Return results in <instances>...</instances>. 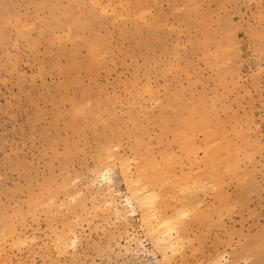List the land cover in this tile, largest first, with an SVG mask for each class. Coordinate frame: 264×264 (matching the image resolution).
Listing matches in <instances>:
<instances>
[{
	"label": "rangeland",
	"instance_id": "obj_1",
	"mask_svg": "<svg viewBox=\"0 0 264 264\" xmlns=\"http://www.w3.org/2000/svg\"><path fill=\"white\" fill-rule=\"evenodd\" d=\"M87 100L91 102L85 104ZM188 110L202 116L207 130L220 136L222 164L208 160L200 150L194 165L193 155L188 156L191 161L186 157L181 161L179 153L184 155L187 149L172 136L173 118L185 119ZM148 136L155 138L151 146ZM193 140L197 151V143L205 147L204 132L195 131ZM113 148L117 156L110 164L115 168L112 182L95 181L90 171L101 167L97 162ZM140 148V154L147 153L145 159L138 155ZM166 155L171 157L168 161L175 155V161L179 158L184 164L164 165ZM122 157L123 161L134 157L135 164H145L146 169L161 160L162 170H169L164 176L170 177L168 183L158 185L165 180L158 174L161 180L154 183L158 186L149 188L155 193L162 189L160 195L164 189L176 195L169 202L164 199L170 195L161 196L162 203L173 208L177 204L175 209L161 204L167 215L186 207L194 209L189 210L191 219L199 216V209L211 214L203 219V212L195 224L189 215L188 220L184 218L189 222L183 221L181 236L188 235L179 241L181 254L171 256V264H183L184 258L186 264H206L215 251L226 252L229 264H264V0H0V264H156L162 256L144 232L139 215H128L123 222L130 227L125 230L112 211L110 219L108 210L104 209V217L100 213L109 192H114L121 210L129 211L124 200L130 179L117 166ZM143 159L147 164L141 163ZM231 160L244 176L245 187L240 195V180L225 176L223 193L234 200L231 216L220 212L215 191L206 190V195L200 189L189 197L174 184L187 187L189 181L192 185L191 179H203L201 173L206 179L203 170L224 171ZM128 163V178H141L142 170L133 161ZM161 168L157 172L165 173ZM147 170V176L155 174L154 169ZM66 177L75 187L63 181ZM62 181L71 187L62 186ZM77 188L84 195L76 199L84 198V202H67V190L71 194ZM63 193L68 207L58 202ZM53 194L59 197L55 204L49 202ZM192 197L198 200V210ZM56 204L64 207L62 214L56 213L59 208L53 209ZM97 204L103 207L100 211ZM76 214L81 216L78 221ZM67 218L72 219L70 225ZM61 229L70 232L68 241L79 237L77 243L68 244L67 249L59 246L57 240L66 239ZM131 236L141 239L143 246L132 243Z\"/></svg>",
	"mask_w": 264,
	"mask_h": 264
},
{
	"label": "bare ground",
	"instance_id": "obj_2",
	"mask_svg": "<svg viewBox=\"0 0 264 264\" xmlns=\"http://www.w3.org/2000/svg\"><path fill=\"white\" fill-rule=\"evenodd\" d=\"M129 3V2H128ZM147 4V3H146ZM198 4H200V3H198ZM97 5H99V4H97ZM118 5V4H117ZM115 6V5H114ZM199 7V6H198ZM153 9V8H152ZM181 9V8H180ZM184 9V8H183ZM115 11L114 10V8H112L111 9V11ZM110 11V10H109ZM117 13H119V12H117ZM125 13V12H124ZM124 14L122 13V16H123ZM127 16V15H126ZM162 16V15H161ZM125 17V16H124ZM146 18H149V17H146ZM159 17H157V19H158ZM160 19V18H159ZM158 19V20H159ZM149 20V19H148ZM224 21V20H223ZM208 23H210V22H208ZM32 24V23H31ZM54 24V23H53ZM187 26H188V24H186ZM43 27V26H42ZM70 29V28H69ZM212 33H214V32H212ZM69 34H67V36H68ZM213 35V34H212ZM232 41V40H231ZM225 42V41H224ZM235 42V41H234ZM236 44V43H235ZM183 45V44H182ZM185 45V44H184ZM225 45V44H224ZM233 45V44H232ZM232 45L230 46V47H232ZM187 46V45H186ZM50 47V46H49ZM233 47H234V45H233ZM234 52V51H233ZM143 53V52H142ZM232 54V53H231ZM204 58H206V57H204ZM207 58H209V56L207 57ZM206 58V59H207ZM222 58V57H221ZM231 58H232V56H231ZM190 62H193L192 60L190 61ZM207 63V62H206ZM176 64V63H175ZM176 65H178V64H176ZM182 66V65H181ZM180 67V66H179ZM171 68V67H170ZM185 68V67H184ZM232 68V67H231ZM205 69V68H204ZM164 74H165V72H163ZM191 75V74H190ZM167 77V76H166ZM234 80V79H233ZM166 82V81H165ZM164 82V83H165ZM168 82V81H167ZM166 82V83H167ZM154 83H156V81L155 82H153V86H154ZM148 84H151L150 82L148 83ZM164 85V84H163ZM165 85H167V84H165ZM164 85V86H165ZM149 86V85H148ZM147 86V87H148ZM152 86V85H151ZM128 87H130L129 86V84H128ZM167 87V86H166ZM154 88V87H153ZM168 88V87H167ZM131 89H133V88H131ZM156 89V88H155ZM173 89H175L174 87H173ZM156 90H158V89H156ZM226 90H228V89H226ZM141 91V90H140ZM152 92V91H151ZM154 92H156L155 90L153 91V93ZM124 93H127V91L126 92H124ZM133 95H134V93L133 92H131ZM227 93V92H226ZM92 94H93V91H92ZM112 94V93H111ZM136 94V93H135ZM138 95H139V93H138ZM93 96H94V94H93ZM123 96V95H122ZM176 96V95H175ZM177 96H178V94H177ZM179 96H181L180 95V93H179ZM149 97V96H148ZM174 97V96H173ZM125 98H127L126 96H125ZM135 98V97H134ZM137 99V98H136ZM136 99H133L134 101L136 100ZM155 99V98H154ZM154 99H152V100H154ZM208 99V98H207ZM149 100H151V99H148L146 102H148ZM88 101V100H87ZM86 101V103L85 104H88V103H90L91 101H88L87 102ZM128 101V100H127ZM137 101H138V99H137ZM155 101V100H154ZM153 101V102H154ZM156 101H158L157 99H156ZM123 102V101H122ZM133 102V101H132ZM171 102H173V101H171ZM171 102H170V106H173V104L171 105ZM84 103V102H83ZM131 103V102H130ZM138 103H139V101H138ZM150 103V105H151V101L149 102ZM157 103V102H156ZM133 104V103H132ZM102 105V104H101ZM134 105V104H133ZM154 105H155V103H154ZM238 105V104H237ZM169 106V105H168ZM168 106H166V107H168ZM174 106H176V105H174ZM179 106H182V105H179ZM239 106V105H238ZM99 107V106H98ZM131 108V107H130ZM183 108V106L181 107V109ZM151 109V108H150ZM57 110V109H56ZM80 110V109H79ZM82 110V109H81ZM84 110V109H83ZM130 110V109H129ZM129 110H128V112H129ZM120 112V111H119ZM178 112V111H177ZM130 113V112H129ZM162 113V112H161ZM199 113V112H198ZM134 114V113H133ZM147 114V113H146ZM202 115H203V113H201ZM169 116H171V115H169ZM109 117V116H108ZM172 117V116H171ZM232 117V116H231ZM234 118V117H233ZM173 122L175 123L174 124V126H175V128H174V134L172 135V133H170L172 136H176V141L177 142H179L180 144L179 145H184V148H186L187 150H186V153H184V155H181L180 153H179V155H180V159H181V161L183 162V160H182V158L184 159V157H186V158H188V156H190V155H193V164H192V162H190L192 159H190V158H188V159H190V161L188 162L189 164H192V165H194V161L195 160H197L196 159V157H198V156H196V155H198L197 153L199 152V150L200 151H202L203 153H205V158H207L208 160H209V158L210 159H212L217 165L218 164H222V162H223V160L225 159L224 157H222V153L220 154V150H221V147H222V144H221V139L219 140V138H220V136H217V133L216 132H210L211 131V129H209V131L207 130V127H206V121H205V119L202 117V116H197V115H195L194 113H193V111H189L188 110V114H187V116H186V118L185 119H180V120H178L177 119V117H174L173 118ZM162 123H164V122H162ZM162 125V124H161ZM235 125V124H234ZM126 130V129H125ZM216 130V129H215ZM195 131H202V132H204V135H205V140H206V142L204 143V145H205V147L202 149L201 148V145L200 146H198V143H197V149H198V151L196 150V147H195V142H194V140H193V138H194V132ZM135 134H136V131H135ZM156 135V134H155ZM162 137L161 138H163V135H161ZM233 136V135H232ZM149 138H152L151 136H148ZM224 137V136H223ZM233 138V137H232ZM155 140V138H152L151 140H149V143H150V141H152V140ZM185 141H184V140ZM122 140V139H121ZM204 140V141H205ZM219 140V141H218ZM223 140V139H222ZM62 141V140H61ZM159 141H161V140H159ZM155 142V141H154ZM111 144H112V142H111ZM65 145V144H64ZM147 146H145L146 148H144V146H143V148H144V150L145 149H148L149 148V145L148 144H146ZM152 145V142L150 143V146ZM203 145V146H204ZM78 146V145H77ZM121 146V145H120ZM225 146H227V145H225ZM235 146V145H234ZM106 147V146H105ZM105 147H103V148H105ZM111 147V146H110ZM114 148H115V146H113ZM118 147V146H117ZM80 148V147H79ZM114 148L111 150V154L109 153L107 156H104V157H102V159H100V161H98L97 163H99L100 164V166L101 167H99V168H96L95 167V169H92L93 171H90V173L92 172V174H93V179L95 180V181H97V180H99V182H100V180L101 181H103V182H106V183H110V182H112V176H111V174H112V171H113V169H115V168H113L110 164H111V162L112 161H115V156H117L116 154H115V152L114 153H112L113 152V150H114ZM142 148V147H141ZM141 148L139 149L140 150V152L138 153V155L139 156H141L142 157V154H143V156H144V154H147V153H145L144 152V150H143V153L142 154H140L141 153ZM150 149H151V147H150ZM202 149V150H201ZM194 150H195V153H194ZM238 150H241V149H238ZM237 150V151H238ZM80 151V150H79ZM110 150H108L107 152H109ZM116 151V153H118L119 152V149H117V150H115ZM118 151V152H117ZM236 151V152H237ZM180 152V151H179ZM226 152V151H225ZM105 153V152H104ZM228 153V152H227ZM101 155H103L102 153H101ZM104 155H106V153L104 154ZM178 155V154H177ZM187 155V156H186ZM224 155V154H223ZM139 156H137L138 158H140ZM182 156V157H181ZM99 157V156H98ZM124 157V156H123ZM121 158V159H119V161L118 162H120V165H121V167H120V165L118 164L117 166H119V168L122 170L121 171V175L123 174L124 176H125V178L128 180V179H130V180H128L127 182H128V185L129 186H126L127 188H128V196H126V199L124 200V202H125V205H126V208H129V211H127V210H125V211H123V210H121V208L119 207V203H117V200H116V198H115V194H114V192L112 193V192H109V195L108 196H110V198L108 199V200H105L106 202L104 203L105 205H104V208L103 207H101L100 208V204H102V203H100L99 205L97 204V206H98V210L100 211L102 208V210L103 211H100V213L102 212V216L104 217L105 215H103V213H104V211L105 210H108V212L109 211H112L111 212V216L113 217V215H114V217L117 219L116 221H118V220H122V221H119V222H122L123 224H125L124 225V227L126 226V227H130V224H128V223H126V222H123V221H128L129 220V218H128V215H130V216H136V215H139L140 216V220H141V224H142V226H143V228H144V230H146V231H144V232H147V236L149 235L151 238H150V241H152L153 242V246L155 245L156 246V250H158V252L161 254V256H162V258L161 259H157V263L156 264H164V263H167V264H171V258L175 255V257H176V254L179 252L178 250V248H177V246L179 245V243H182V242H179L180 240H181V238L182 237H186V235H188V234H183V236H181V233H185L184 232V222L183 221H185V219L186 220H188L186 217L189 215V217L188 218H190V214H191V212H193L194 211V209L193 208H189V210L191 209V210H193V211H189L187 208L188 207H184L185 209H183V208H178L179 210H175L176 212H174V213H169L168 215H171V216H168L167 215V210L165 209V211L163 210L164 208H163V204L165 203L164 202V200L165 201H167L168 200V202H169V200L171 201L172 199H170L172 196H176V195H172L171 196V193L168 195V193L166 192L167 190H165L164 189V191L166 192H162L163 194H167V197L169 196V198H167L166 197V195H165V198H167V199H164L163 200V203H162V195H160L161 193L159 192V191H162V189H158V192L160 193H155L154 191L153 192H151L152 190H150L149 188H150V186L152 185V186H158V185H165V183L167 182L168 183V180H170V179H168V178H170L169 176H168V178L167 177H164L165 176V174L167 173V171H168V174H169V170H167V171H165V170H162V168L161 167H163L165 164H167V165H169V164H173V162L176 160V157H175V155H174V160H173V158L172 159H169V161H168V159L167 158H171V157H169L168 155H166L165 157H163L164 159L162 160L163 162V164H160L159 162L161 161H159L158 162V165H157V163L156 164H153V166L155 165H157L156 167H151V165H149V166H147L148 168L147 169H149L150 168V170L149 171H151V170H155L154 172H155V177H154V175L153 176H151L150 175V177L149 176H147V173H146V171H148L145 167H146V165H145V167H144V165H142V164H140L141 165V169H140V165L139 166H137L135 163L136 162H138V161H136L135 162V160H134V157L132 158V160L130 159V158H128V160L130 161V162H134V164L136 165L135 167H138V169L141 171L142 170V177L141 178H139V177H134V178H132V176L133 175H131L130 177L131 178H128V175H130V173H129V170H131V169H129L130 168V163H128L129 164V166H128V164L126 165V163L127 162H129L128 160H122V159H124V158ZM145 157H146V155L144 156V157H142V158H144L145 159ZM148 157H150V156H148ZM191 157V156H190ZM244 158H245V156H243ZM126 159H127V157H125ZM178 158V157H177ZM204 158V159H205ZM232 158V157H231ZM135 159H136V157H135ZM141 160V163L143 162V161H145V160ZM150 159H152V158H150ZM149 159V160H150ZM167 159V160H166ZM180 159L178 158V162L180 163L181 161H180ZM207 159H205V161L207 160ZM118 160V159H117ZM139 160V159H138ZM170 160H172V161H170ZM229 160V159H228ZM227 160V161H228ZM249 160V159H248ZM97 161V160H96ZM205 161H203V162H205ZM232 161V160H231ZM234 161V160H233ZM232 161V162H233ZM250 161V160H249ZM101 162V163H100ZM164 162H166V163H164ZM168 162V163H167ZM171 162V163H170ZM176 162V161H175ZM174 162V163H175ZM178 162H176L175 163V166H176V164L178 163ZM180 163V164H184V163ZM197 162V161H196ZM113 163H115V162H113ZM143 163H146V161L145 162H143ZM178 163V164H179ZM210 163H211V161H210ZM227 163H229V162H227ZM249 163V162H248ZM147 164V163H146ZM177 164V165H178ZM180 164H179V166H180ZM196 164H198V163H196ZM195 164V165H196ZM159 165H161V167L159 166ZM174 165V164H173ZM181 165V166H182ZM228 165V164H227ZM248 165V164H247ZM88 165L86 164V166L85 167H87ZM159 166V167H158ZM191 166V165H190ZM205 166V165H204ZM208 166H209V164H208ZM208 166H206V167H208ZM210 166H212V165H210ZM216 166V165H215ZM145 168L144 170H143V168ZM158 167V168H157ZM165 167V166H164ZM187 167V166H186ZM185 167V168H186ZM205 167V168H206ZM217 167V166H216ZM215 167V168H216ZM227 167V168H226ZM225 167V169L227 170H225L224 169V171H222L220 168H216V169H213L212 167H211V169H210V171H209V169H207V170H203V171H205L204 173H205V177H206V179L203 177V173H201L202 175V178L203 179H201V181H200V178H198V177H195V179L196 178H198L199 179V181H198V179H197V181L193 178V179H191V180H194V181H192L193 182V184L191 185V184H189L190 182L188 181V186L186 187V186H184V185H181L179 182V184L178 183H176L177 181H175V183L174 184H176V185H180L181 186V188H179V191H181V192H179V191H177V193L179 192V193H182V192H185V193H188L189 194V197L191 196V195H195L196 193H197V191H199L200 189H202V190H204V192L206 191V190H210V192L211 191H215V193L217 194V199H218V201L220 202V212L222 213V210H224V211H227V215H228V212L230 213V212H232L231 211V209H232V207L231 206H233L232 205V200L233 199H229L228 200V198L225 196V194L223 193V191L224 190H222V188H223V184H225L224 182H225V176L227 175V177H232L233 176V178L235 177V178H238L239 180H240V182H239V194L241 193L242 194V189L243 190H245V187H244V183H243V181L241 180V178L242 177H244V176H240L239 175V172L236 170V163H232V164H230V165H228V166H226ZM246 167V166H245ZM156 168H157V170L158 169H160L161 168V170L162 171H165V173H160V172H157V170H156ZM184 168V167H183ZM201 168H204V167H201ZM204 168V169H205ZM247 168V167H246ZM137 169V170H138ZM171 169V168H170ZM192 169V168H191ZM86 170V169H85ZM137 170H135V171H137ZM138 170V171H139ZM174 170H176V169H174ZM190 170V169H189ZM244 170V169H243ZM140 171L138 172V175L137 176H139V173H140ZM193 171V170H192ZM191 171V172H192ZM87 172V171H86ZM114 172V171H113ZM183 172H184V170H183ZM195 172V171H194ZM194 172H192V173H194ZM131 173H133V170H132V172ZM137 174V173H136ZM158 174H160V176H161V179H162V177L163 178H165V180L163 181V183L161 184V182H160V184H158L159 183V181L161 180V179H159V175ZM181 174V173H180ZM242 174V173H241ZM248 174H250V173H248ZM78 175V174H77ZM135 175V174H134ZM143 175H145V176H143ZM158 175V176H157ZM188 175H190V174H188ZM242 175H244V174H242ZM92 176V175H91ZM124 176H122V177H124ZM67 177H69V176H67ZM67 177H66V179H64L63 181H66L67 180ZM79 177V176H78ZM84 177V176H83ZM83 177H80V178H83ZM90 177V176H89ZM72 178H74V177H72ZM71 178V179H72ZM77 178V177H76ZM90 178H92V177H90ZM137 178H139V179H137ZM69 179V178H68ZM79 179V178H78ZM92 179V180H93ZM134 179V180H133ZM157 179V180H156ZM168 179V180H167ZM73 180V179H72ZM75 180H77V179H74L73 181H75ZM94 180H93V182H94ZM163 180V179H162ZM167 180V181H166ZM202 180H204V181H202ZM63 181H62V183H61V185L62 184H64L63 183ZM71 180L69 179L68 180V182H69V184L71 185V182H70ZM72 181V182H73ZM79 181V180H78ZM78 181H76L77 183H75V184H78ZM88 181V180H87ZM90 181H91V179H90ZM125 181V180H124ZM228 181H229V179H228ZM251 181V180H250ZM67 182V181H66ZM65 182V183H66ZM68 182H67V184H68ZM80 182H81V179H80ZM79 182V183H80ZM99 182H96V184L97 183H99ZM126 182V183H127ZM157 182V184H154V183H156ZM198 182V184H196ZM204 182V183H203ZM95 183V182H94ZM101 183V182H100ZM99 183V184H100ZM227 184H228V182H226ZM73 185H71V186H73V187H75V185H74V182L72 183ZM112 184V183H111ZM196 184V185H195ZM48 185V184H47ZM55 185V184H54ZM61 185H60V187H58V188H61ZM95 185V184H94ZM127 185V184H126ZM176 185H174V186H176ZM187 185V184H186ZM193 186V185H195L193 188L191 187V186ZM246 185V184H245ZM57 186H59V185H57ZM62 186H66V184L65 185H62ZM71 186H69L68 185V187L67 188H69V187H71ZM82 186V185H81ZM86 186H87V184H86ZM85 186V187H86ZM179 186V187H180ZM191 188H190V187ZM226 186V185H225ZM47 187V186H46ZM56 187V186H55ZM66 187H64V189H66ZM83 187V186H82ZM189 187V188H188ZM58 188H56V189H58ZM80 188V187H79ZM86 188H89V185L86 187ZM85 188V189H86ZM158 188V187H157ZM166 188V187H165ZM167 188H169L168 186H167ZM176 188V187H175ZM175 188L174 189H172L173 191L172 192H174V190H175ZM54 189V188H53ZM78 189V188H77ZM69 190V189H68ZM67 190V192H69ZM80 189H78V191H79ZM252 190V189H251ZM73 191L74 192H76V190H74L73 189ZM72 191V192H73ZM77 191V192H78ZM130 191V192H129ZM155 191H157V190H155ZM242 191V192H241ZM59 192V191H58ZM63 192V191H62ZM66 192V194H67V196H65L66 198H67V202L68 201H70V200H72V202H76V198H78V197H80V196H82V195H84V194H82V192H83V189H82V192H76L77 194H75L74 192L73 193H71L72 194V196H70L71 194H69V193H67ZM168 192H169V190H168ZM203 192V191H202ZM207 192L208 191H206V195H207ZM251 192V191H250ZM84 193V192H83ZM174 193H176V192H174ZM176 193V194H177ZM184 193V194H185ZM201 193V192H200ZM244 193H246V192H244ZM45 194H47L48 195V192H46ZM61 195L60 196H62V193H60ZM75 194V195H74ZM188 194L186 195V196H188ZM202 194H204V193H202ZM215 194V195H216ZM240 194V195H241ZM55 194H53L52 196H54ZM70 197H69V196ZM119 195V194H118ZM182 195V194H181ZM180 195V196H181ZM205 195V194H204ZM240 195L238 196V198L240 197ZM245 195V194H244ZM43 196V195H42ZM42 196H39V198L40 197H42ZM56 196V195H55ZM52 197L51 199H50V197L51 196H47L51 201H49L51 204L53 203V204H55L56 203V200L59 198L58 196H56V197ZM108 196H107V198H108ZM120 196V195H119ZM178 196V195H177ZM185 196V195H184ZM236 196V195H235ZM47 197H46V199H47ZM58 197V198H57ZM64 193H63V198L62 199H59V200H61V201H59L58 200V202H61V203H63L64 202ZM83 197V196H82ZM182 197H183V195H182ZM188 197V198H189ZM247 197V196H246ZM54 198V199H53ZM69 198H71V199H69ZM194 197H192V199H193ZM49 199H47V200H49ZM56 199V200H55ZM69 199V200H68ZM84 198H82V199H80L79 198V200H77V202H84V200H83ZM180 199V198H179ZM178 199V200H179ZM185 199V198H184ZM186 199H187V197H186ZM191 199V198H190ZM189 199V201H191ZM195 199V198H194ZM194 199L191 201V202H193L194 201ZM197 199V198H196ZM43 200L46 202V204L48 205V202L43 198ZM63 200V201H62ZM120 200V199H119ZM181 200H183V198H181ZM40 201L42 202V200L40 199ZM39 201V202H40ZM43 201V202H44ZM66 201V200H65ZM184 201V200H183ZM197 202H198V200H196ZM229 201V202H228ZM234 201V200H233ZM40 202V203H41ZM43 202H42V204H43ZM81 202V203H82ZM165 203V205H167V204H169V203ZM176 202V201H175ZM197 202H195L194 201V203H196V205L195 206H197V208L195 207V206H193L195 209H199V204H197ZM231 202V203H230ZM237 202H238V200H237ZM247 202H248V200H247ZM49 203V205L51 206V204ZM80 203V204H81ZM99 203V202H98ZM171 203V202H170ZM178 203H179V201H178ZM184 203H185V201H184ZM190 203V202H189ZM235 202H233V204H234ZM246 203V202H245ZM244 203V204H245ZM58 204V203H57ZM56 204V205H57ZM65 204V202L63 203V205L61 204V206H65V207H68V206H66V205H68V204H66V205H64ZM69 204H70V202H69ZM72 204V203H71ZM77 205H79V203H76ZM119 204V205H118ZM162 204V205H161ZM181 204H182V201H180V203H179V205L181 206ZM188 204V203H187ZM247 204V203H246ZM40 204L38 203V205L37 206H39ZM45 205V204H44ZM47 205H46V207H47ZM48 205V206H49ZM82 205V204H81ZM84 205V204H83ZM82 205V206H83ZM124 205V206H125ZM164 205V207L165 208H169V207H171L170 205L171 204H169L168 206H165ZM176 206H177V204H175ZM191 205H193V204H191L190 203V207H191ZM203 205V204H202ZM235 205V204H234ZM248 205V204H247ZM54 206V205H53ZM59 205H57V207L55 206V207H53V209L54 208H59V209H57L56 210V213H60V214H62V212H60V211H63L62 209L64 208H62L61 206L60 207H58ZM81 206V207H82ZM175 206V207H176ZM236 206V205H235ZM242 206H244V205H242ZM33 207V206H32ZM175 207L173 208V207H171L170 209H175ZM179 207V206H178ZM234 207V206H233ZM244 207H246V206H244ZM52 208V207H51ZM50 208V209H51ZM76 208H78V206L76 207ZM100 208V209H99ZM107 208V209H106ZM33 209V208H32ZM41 209H43V208H41ZM73 209V208H72ZM79 210H80V207L78 208ZM96 208H94V210H95ZM105 209V210H104ZM177 209V208H176ZM206 209V208H205ZM55 210V209H54ZM65 210V209H64ZM74 210V209H73ZM169 210V209H168ZM50 212H51V210H49ZM48 211V212H49ZM58 211V212H57ZM68 211H70L69 209H66V213L68 212ZM75 211H77V209L75 210ZM95 211H97V209L95 210ZM95 211H94V213L93 214H95V216L97 215V216H99V213L97 214V213H95ZM50 212L48 213V214H50ZM55 212V211H54ZM64 212V211H63ZM78 212V211H77ZM80 212V211H79ZM126 212V213H125ZM128 212V213H127ZM171 212V211H170ZM196 212V211H195ZM204 212V218L203 219H205V218H207V216L209 217V216H211V214L209 213V215H206V210L205 211H203ZM202 212V213H203ZM47 213V212H46ZM53 213V212H52ZM166 213V214H165ZM198 215L200 216L202 213L200 212V209L198 210ZM217 213V212H216ZM226 213V212H225ZM47 214V215H48ZM109 214V215H108ZM107 214V216L109 217V219H110V212ZM173 214V215H172ZM26 215V214H25ZM28 215V214H27ZM26 215V216H27ZM53 215V214H52ZM77 215V214H76ZM192 215H194V213H192ZM191 215V216H192ZM23 216V215H22ZM101 216V215H100ZM101 216V217H102ZM183 216V217H182ZM196 216V215H195ZM199 216L198 217H192V219L190 220V221H192V222H190V223H194L195 224V221H194V219L196 218H199ZM201 216H203V215H201ZM217 216V215H216ZM223 216V215H222ZM224 216H226V215H224ZM223 216V217H224ZM228 216H231V215H228ZM39 217V216H38ZM50 217H53V216H50ZM50 217H48V218H50ZM71 218L72 217H75V216H70ZM69 217V218H70ZM79 217H81L80 215L78 216H76L75 217V219L78 221L79 219ZM220 217V216H219ZM227 217V216H226ZM23 218V217H22ZM69 218H67V219H69ZM114 218V219H115ZM185 218V219H184ZM221 218V217H220ZM12 219V218H11ZM24 219V218H23ZM66 219V221H69V225H70V222H71V220L72 219H69V220H67ZM108 218H107V220H109ZM128 219V220H127ZM59 220V219H58ZM75 220V223L77 224V221ZM198 220V219H197ZM196 220V221H197ZM61 221V222H60ZM66 221H64L63 222V224L64 223H66L64 226H66L67 224H68V222H66ZM115 221V220H114ZM194 221V222H193ZM205 221V220H204ZM207 221H208V219H207ZM53 222H56V221H53ZM59 222L60 223H62V220L60 219L59 220ZM186 222V221H185ZM189 222V221H188ZM188 222H186V223H188ZM202 222V221H201ZM206 222V221H205ZM209 222V221H208ZM58 223V222H57ZM74 223V219H73V224H75ZM196 223H198V221L196 222ZM207 223V222H206ZM214 223V222H213ZM16 224V223H15ZM126 224H128V225H126ZM198 224H201V226H202V224L203 223H198ZM205 224V223H204ZM217 224V223H216ZM69 225H67L68 227H69ZM71 225H72V223H71ZM115 225V224H114ZM189 225V224H188ZM223 225V224H222ZM51 226V225H50ZM50 226H49V229L51 230V228H50ZM206 226H207V224H206ZM220 226V225H219ZM218 226V227H219ZM51 227H53V226H51ZM68 227H66V228H68ZM126 227H125V230H126ZM55 228H57L56 227V224H55ZM64 228V227H63ZM72 228L73 227H70V228H68V229H71L72 230ZM213 228V227H212ZM67 229V230H68ZM129 229V228H128ZM127 229V230H128ZM187 229V228H186ZM20 230V229H19ZM54 230V229H53ZM62 230H64V229H61V232H63ZM70 230V231H71ZM74 230V229H73ZM72 230V231H73ZM56 231H57V229H56ZM56 231H54V233H55V235H58V234H60V233H58V234H56ZM66 229L64 230V232L63 233H65V235L62 233L61 235L63 236H65L66 237V239H63L60 235H58V238H59V236L61 237L60 238V240L58 239H55V240H57L58 242L60 241V243H58V245L59 246H61L62 245V247H63V249L65 248V246H66V249H67V245L69 244V245H71V244H76L77 243V241H78V238H77V236L75 235L74 236V238H70L71 240L70 241H68L67 240V235H69V237H71L70 236V232L69 233H67L66 234V232H68V231H66ZM123 231V230H122ZM126 232V231H125ZM131 232V231H130ZM130 232H128L127 231V233H130ZM53 233V232H52ZM73 233V234H72ZM71 234H72V236L74 235V232H72ZM123 234H125L124 233V231L122 232ZM8 235H10V234H8ZM7 235V236H8ZM125 235H127V237H128V234H125ZM131 235V234H130ZM133 235V234H132ZM185 235V236H184ZM146 236V237H147ZM57 237V236H56ZM130 238V237H129ZM149 238V237H148ZM63 239V240H62ZM152 239V240H151ZM21 240H23V238L21 239ZM24 240H26L27 241V239H24ZM23 240V241H24ZM130 240H132V243H136V244H138V245H140V247H142L143 246V243H142V240L140 241L138 238H136L135 236H131V238H130ZM183 240V239H182ZM23 241H21V243L23 242ZM70 242V243H69ZM25 242H23V244H24ZM22 244V245H23ZM61 244V245H60ZM21 245V246H22ZM130 246V245H129ZM127 247V246H126ZM179 247H180V245H179ZM263 247V246H262ZM138 248V247H137ZM62 249V250H63ZM65 249V250H66ZM128 249V248H127ZM132 249V247H129V249H128V252L130 251ZM143 249H144V247H143ZM226 249V248H225ZM137 249L135 248V250L134 251H136ZM145 250H147V249H145ZM64 251V250H63ZM214 251V250H213ZM259 251V250H258ZM131 252V251H130ZM147 252V251H146ZM250 252V251H249ZM260 252V251H259ZM63 253V252H62ZM180 253V252H179ZM179 253L177 254V255H179ZM215 254L213 255V257H212V259L210 260V261H208L206 264H229L230 263V257H229V255H226L225 253L226 252H214ZM151 254V253H150ZM181 254V253H180ZM225 254V255H224ZM209 255V254H208ZM172 256V257H171ZM205 256V255H204ZM180 257H181V255H180ZM211 257V256H210ZM247 257V256H246ZM249 257H251V258H253L252 256H249ZM249 257L247 258V259H249ZM204 258V257H203ZM4 259H6V258H4ZM175 259V258H174ZM185 259V260H184ZM183 259V256L181 257V260L183 261V264L185 263L186 264V258H184ZM200 259V258H199ZM232 259V258H231ZM240 259V258H239ZM246 259V258H245ZM245 259H243V260H245ZM254 259H255V257H254ZM209 260V259H208ZM241 260H242V258H241ZM241 260H239L240 262H241ZM242 260V261H243ZM202 261V260H201ZM248 261V260H247ZM173 262V261H172ZM235 262H238V260L236 261L235 260ZM244 262H246V261H244ZM243 262V263H244ZM251 262V261H250ZM174 263V262H173ZM182 263V262H181ZM238 264V263H237ZM241 264V263H240Z\"/></svg>",
	"mask_w": 264,
	"mask_h": 264
}]
</instances>
